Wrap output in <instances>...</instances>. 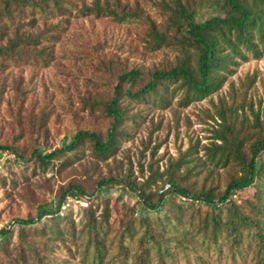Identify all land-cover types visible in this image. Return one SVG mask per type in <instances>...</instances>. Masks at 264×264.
<instances>
[{
  "label": "trees",
  "instance_id": "1",
  "mask_svg": "<svg viewBox=\"0 0 264 264\" xmlns=\"http://www.w3.org/2000/svg\"><path fill=\"white\" fill-rule=\"evenodd\" d=\"M148 1L151 4L141 0H0L2 68L49 66L60 23L75 14L120 25H146V50L175 54L149 68L102 62L109 99L87 102L85 107L91 113L101 109L107 128H79L68 144L50 153L37 149L30 155L19 154L20 164L42 170L59 161L67 165L66 156L82 147L106 161L131 137L127 125L142 115L134 111L137 106L165 110L176 102L186 108L218 92L250 56H264V0ZM145 6L158 17L151 18ZM253 82L254 78L247 79L231 102L221 99L215 107L211 118L217 125L203 148L204 164L192 158L195 146L162 172L151 162L146 176L142 165L143 180L132 178L133 174L113 176L98 180L90 189L78 180L70 181L58 193V208L51 210L45 204L36 217L20 219L17 232L0 230V264H68L56 251L64 247L74 255L69 244L72 236L80 238L77 252L84 264H166L176 250L188 256L193 241L208 253L221 255L226 248L233 259L250 255L254 264H264V116L247 100ZM2 92L0 88V96ZM12 148L0 145V149ZM217 170H226L224 183L213 175ZM111 183H124L138 194L142 204L138 212L115 209L105 199L98 214L100 203L91 197ZM243 192L245 199L233 198ZM68 195L88 199L80 230L73 219L59 213ZM129 241L134 242L133 250ZM113 246L118 251L109 258ZM197 258L208 264L202 256Z\"/></svg>",
  "mask_w": 264,
  "mask_h": 264
},
{
  "label": "rangeland",
  "instance_id": "2",
  "mask_svg": "<svg viewBox=\"0 0 264 264\" xmlns=\"http://www.w3.org/2000/svg\"><path fill=\"white\" fill-rule=\"evenodd\" d=\"M141 1L144 5L151 4L148 0ZM145 7L151 18L158 17L153 8ZM60 24V37L54 44V59L49 66H0V88L3 90L0 96V145L14 146L12 149H0L11 154L0 170V230L12 221L19 224L20 219L36 217L38 208L45 204L51 210L58 208L59 191L73 180H78L89 189L96 187L98 180L113 176L133 174L132 178L143 180L140 177L142 165L146 176L151 162L162 172L182 152L195 150V146L197 152L192 158H200L199 162L204 164L203 148L211 141V130L217 125V121L211 118L215 107L221 99L231 102L236 92H241V86L247 79L254 78L247 100L257 110L261 109L264 116V56L261 59L250 56L218 92L186 108L179 107L176 102L165 110L137 106L134 111H141V118L128 123L131 137L122 142L114 157L100 161L93 156L89 147H82L66 156L67 165L59 161L46 170L35 169L33 165L26 168L20 164L19 154L30 155L37 149L47 154L68 144L79 128L102 131L107 128L108 121L101 109L97 108L91 113L90 108L85 107L87 102H105L109 99L110 88L104 79L107 72L101 67L102 62L113 61L121 66L142 64L149 68L175 56L167 50H146V25H120L108 19L77 17L76 14ZM247 112L250 114L249 108ZM153 152L155 155L152 157ZM204 170L209 171V166H204ZM226 174V170L213 173L223 183ZM96 193L91 200L100 203L98 214L103 209L105 199H109L115 209L138 212L142 207L138 194L124 183H111ZM236 195L238 197L233 198L239 201L247 197L244 192ZM87 203L86 198L78 199L63 210L66 217L75 221L78 230ZM115 217L113 213L111 219ZM13 229L17 232L19 225ZM115 233L116 230L111 237ZM137 240L134 239L135 242ZM79 241L80 238L73 236L69 241L76 251L74 255L63 247L56 251L57 257L69 260L68 264H84L77 252L76 243ZM127 243L133 250L134 242ZM117 251V246L111 247L109 258L114 257ZM198 256L206 259L203 260L208 264H254L250 255L245 259L239 256L233 259L226 248L221 255L213 251L208 253L196 241H193L188 256L176 250L174 259H167L166 264H201Z\"/></svg>",
  "mask_w": 264,
  "mask_h": 264
},
{
  "label": "built area",
  "instance_id": "3",
  "mask_svg": "<svg viewBox=\"0 0 264 264\" xmlns=\"http://www.w3.org/2000/svg\"><path fill=\"white\" fill-rule=\"evenodd\" d=\"M11 154H9L8 151H0V170L3 168L4 164L8 161V159L10 158ZM235 198L237 197V195H233ZM78 199L76 197H69L67 198L62 206L60 207L59 213L61 215H64L63 210L67 209L70 206V203H72V201H77ZM86 205V204H85ZM18 224L15 221H12L10 223H8L7 225L3 226L4 229L7 230H12L13 228H15Z\"/></svg>",
  "mask_w": 264,
  "mask_h": 264
}]
</instances>
